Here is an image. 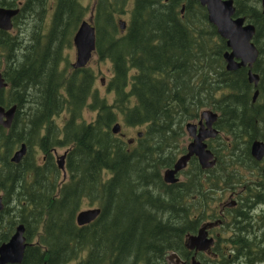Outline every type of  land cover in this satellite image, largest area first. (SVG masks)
Listing matches in <instances>:
<instances>
[{"label": "trees", "instance_id": "1", "mask_svg": "<svg viewBox=\"0 0 264 264\" xmlns=\"http://www.w3.org/2000/svg\"><path fill=\"white\" fill-rule=\"evenodd\" d=\"M93 1L94 51L111 63L105 86L110 99L94 88L88 66L65 69L71 68L66 51L86 3L0 0V6L19 9L13 18L18 32L0 30L2 73L10 88L4 99L0 94V104H18L12 126H0V192L7 207L0 243L24 225L18 264H165L166 254L183 256L185 235L200 226L204 197H212L203 193L200 174L216 175L191 157L184 181L164 183L161 170L185 151V124L204 109L218 113L220 134L207 143L216 157L213 168L254 165L250 144L264 139L262 0H233L237 16L255 26L256 86L247 67L226 68V40L198 1ZM120 18L126 19L123 32ZM86 108L94 112L89 121L83 118ZM62 112L68 116L58 125L54 118ZM116 122L143 126L142 137L129 144L111 131ZM37 141L43 159L29 153L11 162L16 146ZM219 143L226 148L220 156ZM55 148H66L60 183ZM92 206L99 215L75 224L77 211Z\"/></svg>", "mask_w": 264, "mask_h": 264}, {"label": "water", "instance_id": "2", "mask_svg": "<svg viewBox=\"0 0 264 264\" xmlns=\"http://www.w3.org/2000/svg\"><path fill=\"white\" fill-rule=\"evenodd\" d=\"M201 6L205 7L207 12V21L215 26L216 33L226 40L227 50L223 54L225 60V66L228 70L240 67V65L252 67V64L258 57L259 51L254 44H252V38L254 36L255 26L253 24L245 23L244 16H237L236 8L233 0H196ZM264 9V0H262V6ZM18 8L4 7L0 6V30L8 31L12 28V18L17 15ZM92 24L91 16L88 19H84L77 30L75 31L72 43L75 48V60L71 62L73 68H83L88 65L91 60L93 50L96 47L95 37L96 32ZM126 21L124 19L118 20V27L123 31L126 27ZM240 59V61H237ZM248 68V81H251L256 86L258 83V75L253 73L251 69ZM7 83L5 82L2 71L0 70V90L5 88ZM258 90H255L252 96V101L255 100ZM14 113V106L10 107L5 111L3 107L0 106V125L4 127H9L12 114ZM217 112L211 109H204L200 112V119L198 123L187 122L185 128L189 133L188 135L192 137V140L186 144L187 152L181 155L174 163V168L171 167L163 170V178L165 183L176 182L174 174L177 170H180L186 166V162L189 157L194 155L198 160L201 167L210 168L215 165L214 154L210 149L207 148L204 139L207 137H214L217 134V130L212 127L213 123L217 119ZM206 118V128L203 127L202 119ZM201 125L198 128L197 125ZM114 134H120L124 136L121 132V124L119 122L113 123L110 127ZM185 130V131H186ZM142 132L138 131L136 135L138 137L142 136ZM130 139V138H128ZM128 143L131 140H127ZM26 144L23 142L21 148L15 151L11 156V161L18 162L24 155L26 149ZM250 152L252 157L259 160L264 155V142L259 140H254L250 145ZM58 164L60 168H63L64 154L59 157ZM1 201V197H0ZM2 204L0 203V209ZM100 208L91 207L77 211L75 216V221L77 225L82 226L91 221H93L100 213ZM15 231L11 235L9 240L0 245V264H18L22 261L23 250L25 248V236H24V225L19 224L15 226ZM206 225L202 226L197 232V235L188 237L186 242V247L189 249H196L199 251H206L210 249L213 240L207 238ZM192 264H199L197 261H192Z\"/></svg>", "mask_w": 264, "mask_h": 264}, {"label": "flooded vegetation", "instance_id": "3", "mask_svg": "<svg viewBox=\"0 0 264 264\" xmlns=\"http://www.w3.org/2000/svg\"><path fill=\"white\" fill-rule=\"evenodd\" d=\"M13 18H12V23H13ZM12 28H14V25L12 26ZM12 28H10V30H8L7 32H11L13 30ZM237 61H240V59H237ZM253 64L251 68H253ZM241 66L243 65H240V67ZM243 67H247L246 69L248 72L249 67L248 66H243ZM65 69L67 72H70L75 68H73L71 65V69H68L66 67ZM251 71L258 75V73L253 71L252 69ZM258 80H259V75H258ZM6 88L7 87L2 88L0 90V94L3 97V99L8 94L7 90H10V88L8 89ZM258 95L259 93L257 94L255 100L257 99ZM255 100L253 101L254 103ZM17 105L18 104L15 102H11L9 103V105L7 104L6 106L0 104V106L3 107L5 111L8 110L10 107L14 106V113L12 114L13 117L11 119L9 127H11L13 121H15L14 114H16ZM198 119H200V114L197 119L189 122L197 124L199 121ZM205 119L206 118L202 119L203 121L202 125L204 128H206L207 126L205 123L206 122ZM215 122L213 123L212 127H214ZM0 126H2V128L9 129V127H4L3 125ZM197 126L198 128L201 127V125L199 124ZM214 128L217 130V134H216L217 136L218 134H220V132H218V128H216V126ZM140 131H143V127L142 130ZM121 132H122V126H121ZM187 132L188 131L186 130L185 133L187 134V139H189L190 142L192 140V137H190L188 135L189 133ZM216 136L207 137L206 139H204V141L206 142L205 145H207L208 149H210L207 144L208 141L214 139ZM124 137L126 140H131L129 144H132L133 142H137L136 140L142 136L138 137L137 135V138H130V139L126 138L125 135ZM255 140L264 142V139L256 138ZM22 144L23 143H21L14 151H12V155L15 151H18L21 148ZM186 144H184L185 151L179 153V155L175 157L176 158L175 161L181 155L183 156V154L187 152ZM219 144L220 145H219L218 155L220 156V154L224 152L226 148H225V144L223 143H219ZM27 151L28 148L26 146L24 155L21 157V159L18 162H13V161L11 162H13L14 164H18L23 159L25 154L27 155L29 154ZM249 151H250V147H249ZM39 152L43 153L42 150H40ZM211 152L214 154L212 150ZM191 157L196 158L194 155H192ZM191 157H189V160L191 159ZM213 157L216 160L215 154ZM189 160L186 162V166L182 170L188 169ZM63 162L64 161H62L61 163ZM174 163L171 166L172 169L174 168ZM253 164L254 165L252 166H237L233 168L220 167V166L215 168H213V166L210 168H204L201 167V165L199 164L200 167L202 168L201 170L209 169L211 171L216 172V175L214 177L209 176L205 172H202L199 177L200 179L199 182H201L203 193L206 196V193L209 191V194H211L212 197L207 201L204 197V201H203L204 218H202L203 221L201 222L200 226L197 228L196 231L192 233H187L185 235L184 242L182 244L184 245V249H185L184 255L181 256L178 255L177 253L174 254L173 252L166 254L163 257V261H165V264H192V261H197L199 264H264V155L262 156L261 159L254 161ZM58 168L62 170L59 164H58ZM165 169L166 168H164L163 170ZM163 170H161V176L162 179L164 180ZM182 170H177V172L174 174L177 181H181L179 175ZM187 177L188 174L184 175V179H186ZM212 180L215 181L214 190L209 189L210 181ZM168 184H172V183H168ZM0 197H1L0 203L2 204V208L0 209V225H2L1 213L4 212L7 209V207H5V204L2 202L3 200L1 193H0ZM205 225H206L205 231L207 232V238H211L213 240L210 249L206 251H199L196 249L187 248L185 244L188 241V237L197 235L198 233L197 231L202 226ZM14 231L12 232V234L14 233ZM8 240L0 243V245L7 242ZM135 264H143V263L138 262Z\"/></svg>", "mask_w": 264, "mask_h": 264}, {"label": "rangeland", "instance_id": "4", "mask_svg": "<svg viewBox=\"0 0 264 264\" xmlns=\"http://www.w3.org/2000/svg\"><path fill=\"white\" fill-rule=\"evenodd\" d=\"M82 1L87 4L88 10H87V13H86V16H85L84 19H88L91 16V12L93 11L94 1L93 0H82ZM117 17H119V16H117ZM122 18H120V19H122ZM124 20H126V19H124ZM12 29H13V32L14 33L18 32V30L16 29V27L15 28H12ZM119 30H120V28H119ZM23 34H24V37L26 39L29 38V33H28V30L27 29H23ZM74 50H75V48L73 46L72 48L67 49V51H66L67 56H68L66 58L68 60V63L67 64L70 65L69 68L71 67V64L70 63L71 62H74V60H75V51ZM108 61L109 60H107V59H105V60L104 59L103 60H99L97 58V55H96L95 51H94L92 53L91 60L88 62L89 64L87 66L90 69H92L93 75L95 76V86H94V88L97 89V91H98V93L100 95H107V96H109L108 99H110V98H112V96H111V94H109L107 92V88L105 87L107 80L111 76L110 75V73H111V63L108 62ZM63 64H65V62ZM3 66H5V62L3 60V57H0V70L1 71H3V68H4ZM82 113H83V118L86 119V120H88V121L91 120L93 118V116H94V112H92L91 110H88V108L84 109V111H82ZM67 116H68V113L62 112V113H60L59 116H56L54 118V120H55V122L58 125H61V123L67 118ZM119 124L122 125V132L125 133L124 135L126 136V138H137V135H136L137 132L140 131V130H142V127H143V126L142 127L141 126H127V125H125L122 122H120ZM143 130H144V127H143ZM184 140H185V144L189 142V139H187V135L184 138ZM135 143L136 142H134V144ZM18 146H16V148ZM27 148H28V151L27 152L30 153L31 155H33L35 157V159H38V158H41V157L43 159V155H41L42 153L39 152L42 149L40 148L38 141L32 147L27 146ZM65 149L66 148H55L54 150H51L52 151L51 153L54 155L55 158L57 157L56 160L58 161L60 155L61 154H64L66 152ZM182 169H184V168H182ZM182 169H180V170H182ZM63 174H64V171L62 169L60 171V175H59V178H58V182L59 183L62 180L61 177L65 178V176ZM184 175H185L184 170H182L179 176H180V179L183 180V181L185 180L184 179ZM58 182H57V184H58ZM0 193L2 194V192H0ZM92 207H96V206H92ZM86 208H91V207H86ZM86 208H84V209H86ZM78 257H80V256H78ZM71 264H73V263H71Z\"/></svg>", "mask_w": 264, "mask_h": 264}, {"label": "clouds", "instance_id": "5", "mask_svg": "<svg viewBox=\"0 0 264 264\" xmlns=\"http://www.w3.org/2000/svg\"><path fill=\"white\" fill-rule=\"evenodd\" d=\"M253 37H254V36H253ZM252 42H253V38H252ZM253 43H254V42H253ZM253 43H252V44H253ZM254 45H255V44H254ZM255 46H256V45H255ZM256 48H257V47H256ZM257 49H258V48H257ZM258 51H259V50H258ZM257 58H258V57H257Z\"/></svg>", "mask_w": 264, "mask_h": 264}, {"label": "bare ground", "instance_id": "6", "mask_svg": "<svg viewBox=\"0 0 264 264\" xmlns=\"http://www.w3.org/2000/svg\"><path fill=\"white\" fill-rule=\"evenodd\" d=\"M73 38V37H72ZM216 112V111H215ZM216 125V124H215ZM215 125H214V127H215ZM213 220V219H212Z\"/></svg>", "mask_w": 264, "mask_h": 264}]
</instances>
